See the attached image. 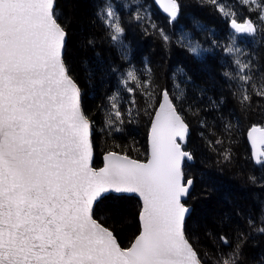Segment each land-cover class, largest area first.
Listing matches in <instances>:
<instances>
[{
	"label": "snow or ice",
	"instance_id": "1",
	"mask_svg": "<svg viewBox=\"0 0 264 264\" xmlns=\"http://www.w3.org/2000/svg\"><path fill=\"white\" fill-rule=\"evenodd\" d=\"M154 2L169 23L177 19L178 0ZM211 2L223 12L218 0ZM259 7L264 24V6ZM97 16L118 42L125 29L114 8L107 4ZM230 27L252 35L257 22H238L233 13ZM160 35L169 41L163 29ZM66 36L55 0H0V264H201L185 234L191 211L186 199L195 183L184 170L185 162L194 159L184 149L189 126L165 89L151 122L146 161L108 151L104 166L93 168L92 125L64 59ZM187 46L199 54V43L188 40ZM236 63L240 73L249 67ZM239 79L248 84L253 77ZM126 81H137L134 70L126 73ZM253 90L264 97V87L257 90L253 84ZM117 99L114 94L109 103L115 120L122 122ZM242 99L250 100L247 92ZM248 136L254 161L264 164V127L253 125ZM111 193H135L141 200L139 234L126 248L94 218L96 205ZM259 231L264 233V227ZM220 240L228 244L226 237ZM240 247L231 254L235 259L223 264H237Z\"/></svg>",
	"mask_w": 264,
	"mask_h": 264
},
{
	"label": "trees",
	"instance_id": "2",
	"mask_svg": "<svg viewBox=\"0 0 264 264\" xmlns=\"http://www.w3.org/2000/svg\"><path fill=\"white\" fill-rule=\"evenodd\" d=\"M109 1L116 4L125 29L118 42L97 16ZM178 2L180 13L169 23L152 0H55L67 32L64 59L92 125V166L101 167L108 151L146 161L151 120L167 89L189 126L184 149L194 156L184 164L185 172L195 177L186 199L191 206L186 237L202 264L235 259L231 254L237 244V264H264V233L259 231L264 227V164L253 161L246 139L250 127L264 125V97L253 90V84L257 90L264 87V24L259 22L264 0H218L223 12L211 0ZM233 13L238 21L257 22L256 33H234L229 26ZM137 14L145 19L135 20ZM160 29L169 36L167 43ZM185 33L189 37L182 41ZM187 40L200 44L199 54L189 51ZM229 47L233 51H226ZM237 60L249 65L243 73ZM129 70L136 72L137 81L122 83ZM240 75L253 80L244 84ZM128 87L134 91L129 93ZM245 92L249 101L242 99ZM114 94L122 122L115 120L109 103ZM226 153L230 159L224 158ZM140 206L134 194L111 193L96 205L94 218L126 248L139 232Z\"/></svg>",
	"mask_w": 264,
	"mask_h": 264
},
{
	"label": "water",
	"instance_id": "3",
	"mask_svg": "<svg viewBox=\"0 0 264 264\" xmlns=\"http://www.w3.org/2000/svg\"><path fill=\"white\" fill-rule=\"evenodd\" d=\"M152 2H153V4L162 12V13H164V14H166L163 10H162V8L157 4V3H155L154 2V0H152ZM167 15V14H166ZM238 22H240V21H238ZM230 23H231V20H230V22H229V26H230ZM231 28V27H230ZM231 30L232 31H234L232 28H231ZM239 35H247V34H239ZM66 40H67V36H66ZM66 43V42H65ZM63 52H64V50H63ZM161 100H162V97H161ZM161 100H160V102H161ZM160 104V103H159ZM159 104H158V106H157V108L156 109H158L159 108ZM154 116H155V113H154V115H153V117H152V119L154 118ZM151 122H152V120H151ZM256 126H259V125H256ZM259 127H264V125L263 126H259ZM150 128H151V126H150ZM251 129V127L249 128V130ZM249 130L247 131V134H246V139H247V142H248V144H249V146H250V148H251V155H252V159H253V148H252V144H251V140L249 139V136H248V133H249ZM150 131V130H149ZM91 139H92V130H91ZM147 144H148V151H149V134H148V141H147ZM106 154V153H105ZM104 154V155H105ZM104 155H103V159H102V166L101 167H103L104 166ZM93 157H94V151H93ZM130 157V156H129ZM131 158V157H130ZM132 159H134V158H132ZM253 161H254V159H253ZM92 162H93V159H92V161L90 162L91 163V166H92ZM142 162H144V161H142ZM255 162V161H254ZM93 167V166H92ZM101 167H99V168H101ZM94 168V167H93ZM99 168H97V169H99ZM96 169V168H95ZM125 194H134L136 197H137V199L140 201V205H141V200H140V198H139V196H138V194H135V193H125ZM186 206H188L190 209H191V206H189V205H186ZM189 215V214H188ZM138 222H139V216H138ZM139 229H140V222H139ZM138 234H139V232H138ZM137 234V235H138ZM136 235V236H137ZM135 236V237H136ZM135 239V238H134ZM133 239V240H134ZM129 247V246H128ZM201 264H202V262H201Z\"/></svg>",
	"mask_w": 264,
	"mask_h": 264
},
{
	"label": "rangeland",
	"instance_id": "4",
	"mask_svg": "<svg viewBox=\"0 0 264 264\" xmlns=\"http://www.w3.org/2000/svg\"><path fill=\"white\" fill-rule=\"evenodd\" d=\"M107 4H110L113 8H114V10L116 11V4L114 3V2H112V1H109ZM235 33V32H234ZM237 34V33H236ZM237 35H239V34H237ZM239 36H244V35H239ZM188 37H189V35H188ZM187 42H188V40H187ZM239 45V43L238 42H236L235 43V46L237 47Z\"/></svg>",
	"mask_w": 264,
	"mask_h": 264
},
{
	"label": "bare ground",
	"instance_id": "5",
	"mask_svg": "<svg viewBox=\"0 0 264 264\" xmlns=\"http://www.w3.org/2000/svg\"><path fill=\"white\" fill-rule=\"evenodd\" d=\"M169 19V18H168ZM161 97H162V95H161ZM170 97V96H169ZM171 99V98H170ZM160 103V102H159ZM186 123V122H185ZM151 126V125H150ZM149 134V133H148ZM147 141H148V139H147Z\"/></svg>",
	"mask_w": 264,
	"mask_h": 264
}]
</instances>
